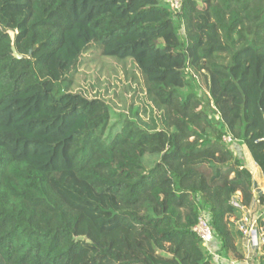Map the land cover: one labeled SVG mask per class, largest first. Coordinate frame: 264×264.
<instances>
[{"label": "trees", "instance_id": "trees-1", "mask_svg": "<svg viewBox=\"0 0 264 264\" xmlns=\"http://www.w3.org/2000/svg\"><path fill=\"white\" fill-rule=\"evenodd\" d=\"M170 1L0 0V264L245 260L264 193L234 144L264 176V0ZM31 138L60 140L50 162Z\"/></svg>", "mask_w": 264, "mask_h": 264}, {"label": "rangeland", "instance_id": "rangeland-1", "mask_svg": "<svg viewBox=\"0 0 264 264\" xmlns=\"http://www.w3.org/2000/svg\"><path fill=\"white\" fill-rule=\"evenodd\" d=\"M11 35L14 36L13 34H11ZM192 91L201 97V100L203 101L204 109L209 113V115H212L213 109L211 106L208 105V88H207L205 81L203 80V78L200 76L199 73H193V79L190 78L189 86L186 89H184V92L190 93ZM31 139H33L32 141H39L38 142L39 145H36L34 147V149L37 150L39 157H41V160H44L45 154L49 153V151H50V154H48L47 159L45 161H43V164L50 162L54 151L56 150V148L58 147V145L60 143V140L53 139V138L45 139V140H40L39 138H31ZM147 163H149V164L151 163L150 159H147ZM252 167H254V169L256 170V173H257L258 169L256 168V166H254L253 163H252ZM252 173H253V175L252 174L251 175H252V180H253L254 177H257V174L255 175L254 171ZM259 177H261V176H259ZM256 185H258V184H256ZM258 188H259V186H258ZM260 191L261 190L256 191V196H258ZM257 204L261 205V203L259 204L258 202H257ZM248 213H251V211L248 212V210H244L243 219L238 223L239 224L238 227H239L240 231H241V229H240L241 223L245 217L249 216ZM261 217L263 218L262 222H260ZM254 220L258 221L259 231L261 234V239L259 241L264 243V205L257 207V210L254 212V216H253V221ZM242 243H243V248H244L245 254L247 256V259H245L244 264H260V261L258 259V256H259L258 252H256V251L249 252V250L247 248L248 247V239L246 238L245 235L243 237Z\"/></svg>", "mask_w": 264, "mask_h": 264}, {"label": "built area", "instance_id": "built-area-1", "mask_svg": "<svg viewBox=\"0 0 264 264\" xmlns=\"http://www.w3.org/2000/svg\"><path fill=\"white\" fill-rule=\"evenodd\" d=\"M182 0H172L170 1L171 5L175 9H179L181 5ZM224 141L226 143H233V140L231 137H224ZM259 203V202H258ZM240 229L242 233L246 236L248 239V250L249 252H254L256 248L259 245V240L261 239V234L259 231L258 221L257 220H251V218L245 217L244 220L241 223ZM195 233L199 236V238L202 239L205 247L209 250V252L217 259L223 260L219 255L214 253L210 247L212 243L215 240V235L213 232V228L210 225L209 219L207 216L203 215L200 217L198 224L194 228ZM230 264H239L238 262L230 261Z\"/></svg>", "mask_w": 264, "mask_h": 264}, {"label": "crops", "instance_id": "crops-1", "mask_svg": "<svg viewBox=\"0 0 264 264\" xmlns=\"http://www.w3.org/2000/svg\"><path fill=\"white\" fill-rule=\"evenodd\" d=\"M234 150H235L236 158H238L240 160V162H241L242 168H244L247 171H249L252 175H253V173H252L253 171H254L255 175L257 174V177L253 176L254 177L253 180H254V183H255V188H254L255 195H256V191H259V190H261L260 192L264 193V176H263V173H262L261 169L253 161L252 156H251L249 150L247 149V147L243 146V145H240L239 143H235L234 144ZM252 163L258 169L257 173H256V170L254 169V167H252ZM259 176H261V177H259ZM256 184H258V185H256ZM258 186H259V188H258ZM258 206H263V205L262 204L261 205L255 204L252 208L247 209L248 212L251 211V213H248L249 217L251 218V220H253L254 212L257 210ZM245 259H247V256L245 257ZM236 262H238L239 264H244L245 260L236 261Z\"/></svg>", "mask_w": 264, "mask_h": 264}, {"label": "water", "instance_id": "water-1", "mask_svg": "<svg viewBox=\"0 0 264 264\" xmlns=\"http://www.w3.org/2000/svg\"><path fill=\"white\" fill-rule=\"evenodd\" d=\"M13 54H14V57L17 58V59H22V56H20L15 48V46H13Z\"/></svg>", "mask_w": 264, "mask_h": 264}]
</instances>
